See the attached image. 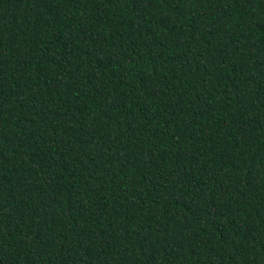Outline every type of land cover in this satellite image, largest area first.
<instances>
[{"label":"trees","instance_id":"obj_1","mask_svg":"<svg viewBox=\"0 0 264 264\" xmlns=\"http://www.w3.org/2000/svg\"><path fill=\"white\" fill-rule=\"evenodd\" d=\"M0 264H264V0H0Z\"/></svg>","mask_w":264,"mask_h":264}]
</instances>
